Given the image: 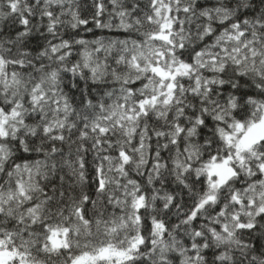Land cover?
<instances>
[{"label": "snow or ice", "instance_id": "6c2138e0", "mask_svg": "<svg viewBox=\"0 0 264 264\" xmlns=\"http://www.w3.org/2000/svg\"><path fill=\"white\" fill-rule=\"evenodd\" d=\"M0 264H264V0H0Z\"/></svg>", "mask_w": 264, "mask_h": 264}]
</instances>
